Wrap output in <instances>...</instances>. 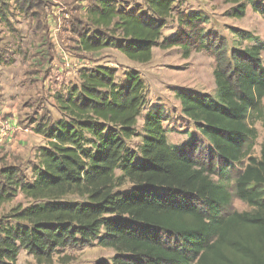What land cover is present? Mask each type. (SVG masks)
Instances as JSON below:
<instances>
[{
    "label": "trees",
    "instance_id": "obj_1",
    "mask_svg": "<svg viewBox=\"0 0 264 264\" xmlns=\"http://www.w3.org/2000/svg\"><path fill=\"white\" fill-rule=\"evenodd\" d=\"M11 2L38 21L45 4L0 0V24H10ZM175 3L143 0L129 8L90 0L71 33L78 53L114 49L137 64H148L157 47L211 55L215 96L175 93L182 116L209 144L207 156L197 140L168 143L159 108H149L138 128L146 94L137 72L117 83L113 68L82 69L78 83L54 98L59 119L31 122L46 142L31 165L32 180L17 166L0 169V206L18 194L31 201L0 219V264H16L21 251L36 264H52L66 248L91 246L115 253L110 263L94 264H264V142L260 157H252L257 131L250 123L264 120L261 50L228 52L223 39L205 32L202 12H177L175 35L160 42ZM223 3L234 19L248 7L264 16V0ZM133 138L141 139L137 161L128 147ZM239 164L230 187L213 180L227 181ZM234 199L250 211H233Z\"/></svg>",
    "mask_w": 264,
    "mask_h": 264
},
{
    "label": "rangeland",
    "instance_id": "obj_2",
    "mask_svg": "<svg viewBox=\"0 0 264 264\" xmlns=\"http://www.w3.org/2000/svg\"><path fill=\"white\" fill-rule=\"evenodd\" d=\"M47 1L50 5L49 12L51 13L54 10L57 14L56 16L52 15L53 23L51 21V24L53 27L55 26V30L58 29L59 33L56 32V34L58 33L57 38H59V34L61 35V47L67 54L68 61L64 62L63 73L57 72L56 65L58 62L54 61L52 52H47L49 54L48 62H44V64L32 63L33 60L31 59H33L34 54L42 49V44L46 41L45 38L43 39L44 35L41 36L40 34L41 37H39V34L33 35L34 25L30 22L23 21L20 24L21 29L24 30V33L21 34L25 39L21 43L26 45L23 60L28 62L25 65L28 67L27 71H31V75L24 80L19 79L18 72L15 71L16 66H14L15 70H12L15 73L12 79L4 75V71H0V169L17 166L26 174L29 181L32 180L31 165L36 163L35 155L38 148L44 146L46 142L41 136L32 131L31 122L43 117L53 120L59 119L54 97L57 94L65 95V91L69 86L78 83L79 71L98 66L115 69L117 83H120L129 71H135L139 74L145 86L146 104L138 119V128H141L142 117L148 111L150 105L157 102L164 104L166 110H168V116L163 123L168 143L181 147L185 143L197 140L205 150L204 156H207L210 148L209 144L200 136L194 124L182 117L175 93L179 90H189L211 98L215 96L212 75L215 62L211 55L206 52L192 51L186 57L179 47L169 49L157 47L153 49L152 60L148 64H137L130 62L114 49H104L88 54L78 53L75 51V37H69L67 29L69 25L71 26L73 18L84 16V7L87 6L89 0ZM116 1L121 5L133 8L142 5L143 0ZM229 8L228 5L223 3V0H176L174 13L167 20L160 42L169 40L175 35L177 12L188 14L202 12L208 17V22L204 26L207 34L216 35L218 38L223 39L228 46V52L232 49L241 51L245 47H259L262 65L264 66V16L255 13L251 7H248L243 18L234 19L229 15ZM235 30L247 33L253 39L251 41L240 39L235 34ZM3 48L6 47L1 45L0 53L3 57L5 56L4 64L7 62L11 64L13 59L10 56L12 53L3 51ZM9 50L12 51L13 47H10ZM45 64L48 67L47 73L44 70H36V68L39 69ZM38 74H40V77ZM42 75H49L46 89L44 82H40V78L41 80L44 79ZM11 121L15 124L18 123L19 127H17L20 130L15 128L16 126L13 128L12 125L15 124L10 125ZM250 123L257 131V139L251 150V156L258 159L261 144L264 142V120ZM140 144V138H133L128 142V147L136 152V161L139 159ZM242 164H246V161ZM240 168V164L235 166L233 171L229 173L227 181L222 178L218 179V177H213V180L230 187L233 183L231 179ZM128 187L127 184L119 190L122 191ZM30 204L31 201L18 194L13 200L0 206V219L6 217L15 206L27 207ZM231 209L236 212L250 211L246 204L236 199L232 201ZM4 224L14 225L9 219H4ZM114 255L113 250L97 246L66 248L55 255L52 264H94L97 261L110 263ZM16 264H36V262L26 252L21 251Z\"/></svg>",
    "mask_w": 264,
    "mask_h": 264
},
{
    "label": "crops",
    "instance_id": "obj_3",
    "mask_svg": "<svg viewBox=\"0 0 264 264\" xmlns=\"http://www.w3.org/2000/svg\"><path fill=\"white\" fill-rule=\"evenodd\" d=\"M43 1L45 4L43 7V10L39 13V16H40L39 21L36 20L32 16L25 15L22 12H20L17 9V7L15 6V4L13 2H11L10 3V9H9L10 10V18H9L10 24L9 25L0 24V46L2 45L4 47H6V48H3L4 49L3 51L11 52L12 54L10 57H11V59H13L11 64L9 62L4 64V62H5V56H4V62L0 63V71L1 70H2V72L4 71V73H5L4 75L9 76L11 79L14 78V76H15V73L12 72V70H15V69H16L15 71L18 72L19 79L24 80L27 76L31 75V71H27L28 67H27V65H25L26 63L28 64V62H25L26 60H23L24 53H26V50H25L26 45L21 43V41H25V39H23L24 37L21 34V33H24V30L21 29V25H20L23 21L30 22L31 24H33L34 25V28L32 30V32L34 33L33 35L39 34V37L44 35L43 39L45 38L44 40L46 41V43L42 44L43 45V47H41L42 49L38 50V52L34 54L33 59H31V60H33L32 63L35 62L37 64H44V62H48L49 54L47 52H52L54 55V61L58 62L56 65L57 72L58 73L64 72V62L66 63L68 61L67 54L64 52V50L61 47V45H62L61 35L59 34V38H57V34L59 33L58 29L55 30V26L53 27L51 24L52 15L56 16L57 14H55L56 12H54V10L51 11V9H50L51 13L49 12V6H50L48 3L49 1H47V0H43ZM89 1L87 2L88 4H89ZM88 4H87V6H88ZM87 6L84 7L85 12H86ZM79 10L81 11L80 7H79ZM52 23H53V21H52ZM39 24H40V27H39ZM56 32H58V33L56 34ZM67 32L69 34V37H74L71 33L70 25L67 29ZM40 34H41V36H40ZM10 47H13L12 51L9 50ZM49 48H51V49H49ZM5 54H6V56H8L7 53H5ZM20 63H22V64H20ZM8 64H10V65H8ZM14 66H16L17 68L14 69ZM47 69H48V67L46 64L43 65L42 67H39V69L36 68L37 71H40V70L43 71L44 70V72H46ZM38 75L40 77V74H38ZM48 76L49 75H47V76L42 75V78H44V79L41 80V78H40V82H44L45 89L47 88V81L49 79ZM23 84H24V82H23ZM57 95H59V94H57ZM152 107L161 109L164 113L165 120H166V117L168 116V110H166V108H165L166 105L157 102L155 104L150 105L149 108H152ZM168 120H167V122H168ZM8 122H9V120H8ZM12 124H15V122L11 121L10 125H12ZM17 126L19 127L18 123H16L15 125H12L13 128L15 127L17 129H19ZM163 126H164V124H163Z\"/></svg>",
    "mask_w": 264,
    "mask_h": 264
}]
</instances>
